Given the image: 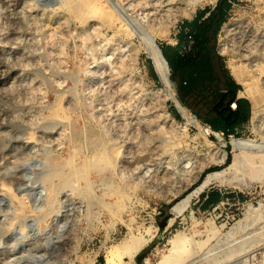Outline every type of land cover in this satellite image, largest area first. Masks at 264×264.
<instances>
[{
    "label": "rangeland",
    "instance_id": "374dc122",
    "mask_svg": "<svg viewBox=\"0 0 264 264\" xmlns=\"http://www.w3.org/2000/svg\"><path fill=\"white\" fill-rule=\"evenodd\" d=\"M230 1L216 39L227 67L240 58L227 22L264 33V0ZM104 2L114 17L95 5L75 12L64 0H0V264H159L178 233L206 240L203 251L216 258L244 233L237 226L247 211L264 205V169H228L232 138L264 148V132L250 119L238 135L211 137L199 118L175 114L143 41L150 32L162 50L177 46L181 26L218 0ZM253 56L264 103V55ZM101 151L107 157L97 159ZM134 152L128 163L119 156ZM166 166L163 183L146 180ZM210 191L221 198L209 207ZM257 211L254 229L264 226ZM256 236L250 259L264 255V229Z\"/></svg>",
    "mask_w": 264,
    "mask_h": 264
},
{
    "label": "bare ground",
    "instance_id": "6f19581e",
    "mask_svg": "<svg viewBox=\"0 0 264 264\" xmlns=\"http://www.w3.org/2000/svg\"><path fill=\"white\" fill-rule=\"evenodd\" d=\"M185 1L186 0H176V2L179 4H182ZM64 4L69 9H71L75 12L76 11H81V12L87 11L90 5H95L97 7V9L100 11L102 17H105V18L114 17V14L110 10V8L106 5L104 0H64ZM224 28H226L228 33H231L233 35V38H234L233 42H235L233 50L236 53L240 54V58L244 59V60H241L240 58H239V60H236L233 58L230 59L227 63L228 68L230 69V72L232 73L234 78L239 82V84H242L244 87L243 90H241L240 96L253 100V110H252L251 120H252V123L254 125V128L257 131L261 130L264 132V103L261 101V97H260L261 94L259 95V93H258L259 91H257V89H256V86H255L256 76L253 73V70L259 69L260 67H262L260 62H257L256 60H254L253 54L257 49L260 48L261 53L264 55V33H263L264 31L262 32L263 33L262 35L260 34V36H258L256 31L253 29V27L251 28L247 24L246 25H240V23L238 21L227 22L225 24ZM154 30H155V28H154ZM154 30L152 29V31H154ZM149 33L143 34V36L145 35L143 37V41L146 45V49L149 53V56L152 58V60L154 62L153 64L156 68L158 76L160 77L161 81L167 85V87L165 86L166 92H167L166 95H168L170 98L175 100L177 106L179 107V109L183 113L184 117H186L187 122H190V123H193L196 125H200L198 118H196L193 115H190L186 111V108L175 97L173 91H171V86H172L173 81L171 79V71H170L169 63L167 62L165 56L163 55L162 49L156 40L157 35H155L153 33L152 34L150 33V35H149ZM236 57H237V55H236ZM248 59H249V61L247 62L246 60H248ZM259 74H261V72H259ZM263 74H264V72H263ZM262 79H263L262 83L264 84V75H263ZM185 128L186 127H183L182 130L185 131ZM203 133L207 134V131L204 130ZM231 143L237 152L233 154L234 155L233 160L229 164L228 169H232V168L236 169L241 164H245V165H249L251 167V170L249 173H251L252 176L260 175L262 170L264 169V148L252 147L249 144V142H247L245 140H241L240 138H237V137H233L231 140ZM99 147H101V146H99ZM101 152L102 153L99 154L97 159L103 158V156L107 155L104 151H101ZM139 152H140V150H139ZM139 152H134V154L136 156L133 154L132 156L129 157L124 153L122 155H119V156L121 157L123 162L128 163V162H131L134 157L137 158L140 155ZM226 155H227V150H224V159L226 158ZM167 168H169V166H166L165 169H162L160 171L157 170V172L155 174H152V173L146 174L145 175V177L147 178L146 180L148 182H150L151 185H152V183H154V184L163 183L165 181L164 179H166L165 175L167 174ZM221 173H222V171H217V170L214 172H210L207 175V177L203 180V182L201 183L200 188H203V187L209 185L210 183H212V181L215 180L216 178H218L221 175ZM77 177H79V176H77ZM70 179H74V177L73 176L64 177L62 183L66 182L67 180H70ZM183 200H185V199H183ZM106 202L108 203V201H106ZM178 205H179V203H178ZM178 205L176 206V208H178ZM258 209H260L261 212H264V205H263V207L251 208L247 211L246 218L244 217L245 219L243 218L244 220H243L242 224L240 223V225L237 226V227L242 228V229L244 228L245 229L244 233L242 232L243 234L241 236H237L234 239H232L231 241L225 243L223 245V248L221 249V253L218 257L210 258L209 255H207V253L203 251V249L206 245V240H203V241L197 240V242H198L197 243L196 241L191 239V235H188L185 233H178L171 240L172 247H171L170 253H168V254L165 253L162 256V260L160 261L159 264H169L170 262H175L176 264H201V261H203V260H205L207 262H213L214 264H231L235 261H236V264H248V261L250 259L249 256L247 257V254H249V252H250L249 247H251V245H254L259 240V238H257L256 235L258 233H261L262 229H264V226L257 228V229H254L253 228L254 223L250 222L252 214ZM261 212L257 211L256 213H261ZM260 215H262V214H260ZM212 229L213 228H211V230ZM213 230H215V229H213ZM235 231H238V230H235ZM235 231H233V232H235ZM262 237H263V235H262Z\"/></svg>",
    "mask_w": 264,
    "mask_h": 264
},
{
    "label": "trees",
    "instance_id": "16d2710c",
    "mask_svg": "<svg viewBox=\"0 0 264 264\" xmlns=\"http://www.w3.org/2000/svg\"><path fill=\"white\" fill-rule=\"evenodd\" d=\"M230 6V0H218L215 7L199 12L181 26L177 46L163 49L181 103L216 131L223 130L226 137L238 135L236 128L251 118V102L244 99L243 105V99H237L242 85L237 83L216 47L219 28ZM211 196L214 202L221 198L218 191H212Z\"/></svg>",
    "mask_w": 264,
    "mask_h": 264
},
{
    "label": "crops",
    "instance_id": "0c3cea01",
    "mask_svg": "<svg viewBox=\"0 0 264 264\" xmlns=\"http://www.w3.org/2000/svg\"><path fill=\"white\" fill-rule=\"evenodd\" d=\"M177 40H178V38H177ZM237 81V80H236ZM237 83H239L238 81H237ZM242 85V84H241ZM241 90L242 89H239V91H238V94H237V99H239V98H242L243 99V101H242V104L243 105H246V101L244 100V99H248V98H246V97H242V96H240V93H241ZM251 102V101H250ZM232 107L235 109L236 107H237V102L235 101V102H233L232 103ZM174 109V113L175 114H177V115H180V109H179V107L178 106H176V108H173ZM251 114H252V104H251ZM196 115V114H195ZM197 116V115H196ZM252 116V115H251ZM197 118H198V116H197ZM250 119L251 118H249L248 120H245V121H243V123L242 124H240L236 129H237V132L239 131V129H242L244 126H246V124L250 121ZM203 122V121H202ZM203 123H206V122H203ZM206 124H208V123H206ZM209 126H211L210 124H208ZM211 128L213 129V127L211 126ZM215 130V129H214ZM218 131H223V130H218ZM211 193H212V191H210V192H207L206 194H204L203 195V197H202V204L203 205H205V206H212L213 204H214V201H213V199H212V196H211Z\"/></svg>",
    "mask_w": 264,
    "mask_h": 264
},
{
    "label": "built area",
    "instance_id": "2783aa9c",
    "mask_svg": "<svg viewBox=\"0 0 264 264\" xmlns=\"http://www.w3.org/2000/svg\"><path fill=\"white\" fill-rule=\"evenodd\" d=\"M194 116L197 118L196 115ZM202 127L207 131V135L211 137H213L214 135H225L224 131H216L206 123H202ZM248 264H264V255L259 253L258 255L252 256V258L249 259Z\"/></svg>",
    "mask_w": 264,
    "mask_h": 264
},
{
    "label": "water",
    "instance_id": "95a60500",
    "mask_svg": "<svg viewBox=\"0 0 264 264\" xmlns=\"http://www.w3.org/2000/svg\"><path fill=\"white\" fill-rule=\"evenodd\" d=\"M162 52H163V50H162ZM164 55V54H163ZM166 58V57H165ZM167 60V59H166ZM167 62H168V60H167Z\"/></svg>",
    "mask_w": 264,
    "mask_h": 264
}]
</instances>
